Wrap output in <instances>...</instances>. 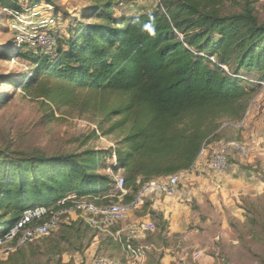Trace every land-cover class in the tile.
Returning a JSON list of instances; mask_svg holds the SVG:
<instances>
[{"label": "trees", "instance_id": "obj_1", "mask_svg": "<svg viewBox=\"0 0 264 264\" xmlns=\"http://www.w3.org/2000/svg\"><path fill=\"white\" fill-rule=\"evenodd\" d=\"M8 1L12 5L3 10L25 12L19 1ZM221 4L162 0L166 14L158 6L117 17L109 0L91 9L95 22L77 27L76 36L71 32L67 47L61 42L48 55L22 44L12 52L32 67L25 91L35 92L45 81L50 87L41 98L89 114L103 135L116 137L126 204L147 183L191 169L220 122L243 121L264 86V22L251 0L232 14H224ZM103 155L93 149L52 157L0 149V233L28 208L56 207L72 194L98 205L116 200L115 181L106 172L111 151ZM58 231L49 245L57 255L82 254L97 236L88 237L92 229L81 218L61 222Z\"/></svg>", "mask_w": 264, "mask_h": 264}, {"label": "rangeland", "instance_id": "obj_2", "mask_svg": "<svg viewBox=\"0 0 264 264\" xmlns=\"http://www.w3.org/2000/svg\"><path fill=\"white\" fill-rule=\"evenodd\" d=\"M4 1L7 3L0 0V149L38 151L49 157L93 149L108 157L109 151L112 154L117 147L116 137L103 135L89 114L82 115L76 108L58 109L41 98L45 87H50L45 81L40 82L37 91H25L22 86L32 75V67L12 52L17 38L29 32L30 23L35 26L53 18L59 22L44 28L52 44L39 51L51 55L61 42L67 47L77 27L95 22L91 9L109 0H43L33 11L39 16L31 19L26 13V20H16L19 24L3 10L12 2ZM17 1L24 9L29 8L30 0ZM111 1L117 17L151 13L159 6L156 0L141 4ZM120 2L124 5L119 6ZM251 2L255 14L264 22V0ZM243 3L244 0H222V11L239 13ZM48 6L53 10H46ZM232 141L244 144L248 151L229 157L228 183L222 180L224 175L194 173L189 196L178 199L166 212L151 210L144 201L140 209L132 210L127 220L109 232L92 230L88 237L97 236L82 254L72 250L54 254L49 245L51 239H59L58 231L49 240L33 241L8 257L0 255V264H90L98 250V256L124 264H264V86L252 99L242 122H220L211 144ZM147 222L155 225L153 232L140 230ZM127 245L142 253L140 260L128 258Z\"/></svg>", "mask_w": 264, "mask_h": 264}, {"label": "built area", "instance_id": "obj_3", "mask_svg": "<svg viewBox=\"0 0 264 264\" xmlns=\"http://www.w3.org/2000/svg\"><path fill=\"white\" fill-rule=\"evenodd\" d=\"M132 1L139 4L144 2V0ZM156 1L163 9L162 0ZM123 5V2L119 3V6ZM38 7L39 6L24 9L25 12L23 14L10 12V14L15 17L12 22L15 23L17 22L16 20L21 21V18L26 20L24 17L26 13H30L29 16L31 15V19L38 17L39 14L33 12ZM47 8L49 9L46 10H53L51 6ZM4 11L9 12L8 10ZM163 12L166 14L164 9ZM22 22L24 21L22 20ZM38 23H35V26L33 22L30 23L31 27L27 29L29 32L17 38V45L19 47L22 44H28L33 48H44L43 46H50L52 44L51 35L46 33L44 28L52 24L54 26L56 21L53 18L50 21ZM17 24H19V22H17ZM210 60L213 63L216 62L215 57L210 58ZM247 151L248 149L244 144L236 141L205 144L196 163L191 169L147 183L142 187L134 201L130 204L124 203V197L128 194V191L125 189L123 169L119 166L116 153L113 151L111 154L110 166L107 168L106 172L115 181L116 200L110 201L107 204L98 205L95 200L86 197L79 198L77 195L72 194L56 207L36 206L28 208L14 225L0 233V255L8 257L17 249L30 242L50 237L58 230L61 222H69L71 220L70 218H73L72 220L81 218L92 230L107 233L113 226L127 220L132 210L140 209L148 196L158 194L160 196L173 197L176 195L183 182L196 171L199 162L205 163L215 175H223L228 170L229 156L231 153L246 154ZM208 152H210L209 159L205 160L204 156H206ZM140 230L142 232H153L155 230V225L147 222L140 227ZM126 247L129 252V259L140 260L142 256L141 252L136 251L131 245H127ZM90 264L124 263L113 258L95 255Z\"/></svg>", "mask_w": 264, "mask_h": 264}, {"label": "crops", "instance_id": "obj_4", "mask_svg": "<svg viewBox=\"0 0 264 264\" xmlns=\"http://www.w3.org/2000/svg\"><path fill=\"white\" fill-rule=\"evenodd\" d=\"M201 172H204V173L210 172V173H212L214 175V173L209 169V167L205 163H200L199 162L198 165H197L196 171L194 173H201ZM194 175L193 176L190 175L186 179V181H184V183L180 187V190L178 191V193L176 195H174L173 197H165V196H160L158 194L150 195L145 200V206H148L149 205V207H150L151 210H159V211H162V212L168 211L169 210V207L171 205H173L174 203H176V201L178 199L180 200L181 197H183V196L186 197V196H189L190 195V191H189L190 188H189V186L190 185L193 186V183H192V180L193 179H190V177H195L196 175L195 176ZM223 175L224 176H223L222 180L224 182L228 183V179L231 176V174L226 172ZM198 179H200V178L198 177ZM92 247H91V249H92Z\"/></svg>", "mask_w": 264, "mask_h": 264}]
</instances>
